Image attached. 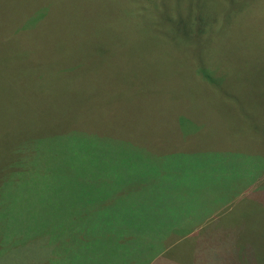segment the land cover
<instances>
[{
    "label": "rangeland",
    "instance_id": "1",
    "mask_svg": "<svg viewBox=\"0 0 264 264\" xmlns=\"http://www.w3.org/2000/svg\"><path fill=\"white\" fill-rule=\"evenodd\" d=\"M11 1L0 0V26L17 10ZM19 1L23 11L11 18L9 31L20 39L0 31V264H122L117 252L124 264H264V0H173L182 31L188 14L209 32L196 44L151 39L158 53L143 55L149 65L128 57L135 69L113 72L90 61L64 66L72 59L62 46L88 42L59 45V17L49 11L57 0L40 2L30 17ZM151 1L140 22L145 40L151 22H161V7ZM33 27L34 39L19 36ZM77 74L82 82L75 86ZM74 137L84 141L78 149ZM91 140L97 142L92 151ZM74 156L81 164L73 165ZM255 156L257 163L245 162L247 175L240 165ZM168 184L197 206L222 201L224 191L233 202L223 219L182 243L180 236L173 245L145 243L149 252L161 250L149 253L156 256L149 261L140 247L114 249L112 211L123 217L118 211L133 205L142 218ZM89 196L110 206L107 223L83 214ZM184 221L188 227L197 220ZM92 227L98 233L91 241L102 245L72 243L95 236Z\"/></svg>",
    "mask_w": 264,
    "mask_h": 264
},
{
    "label": "trees",
    "instance_id": "2",
    "mask_svg": "<svg viewBox=\"0 0 264 264\" xmlns=\"http://www.w3.org/2000/svg\"><path fill=\"white\" fill-rule=\"evenodd\" d=\"M5 1L10 2V0ZM43 1L53 4V0H25L28 7L26 11V14H29L28 17H30L32 13L35 12L36 5L41 4L40 2ZM11 2L14 3L13 7H15L17 10L11 11V9L8 12L9 18L6 21H3L1 18L3 25L0 26V31L4 30L6 33V38L15 40L20 38L15 37V35L9 31V24L10 22L13 23L11 18L15 16V14L21 13L23 8L19 0H13ZM147 2L152 4L151 0H57V5L54 6V8L51 7L49 11H51L52 14L54 13V19L59 17V22H57V24H59V31H57L56 35L60 42L59 45L62 43V41H68L69 39L75 40L77 43H83V41L85 43L88 42L86 46L84 44L83 46H70L68 42L66 46L63 45L62 52L67 53L64 55V58L68 57L72 59L65 61L64 66H68V64L76 66L79 63L85 65V61H90L93 64L96 63L99 70H110L113 72L114 70L120 69L122 71H129L135 69L134 67L137 66V63L134 61L130 62L131 60H129L128 57H140L141 60H143L142 62H144L145 59H143V55L148 56L149 52L158 53L151 51V39H158L160 44H169L174 40L182 39L184 37L185 44H188L189 42H194L196 44L201 36H205L209 32V28L208 30L204 28V24H198L195 20H188V14L184 20L188 25V30L182 31L179 22L182 19L177 20L178 6L176 3H174L173 0H169V4L166 6L163 5L161 0H156V3L161 7V10H159V21L161 22H159L160 25H156L155 21L151 22L153 31L150 35L147 34V38L145 40L143 36L140 35V33L143 31L145 32V30H147V26L146 24L140 22L143 21L146 13L151 12V8L147 5ZM162 10L164 15L161 16ZM167 14L173 16L175 21L166 20L164 17ZM25 21H27V19ZM165 23L168 27L164 25ZM35 28L36 27H33L29 30H24V32H21V35L20 32H18V34L20 37H22L23 34H26L27 38L34 39L32 36L36 35ZM40 35L41 39H47L45 34H42V32ZM72 35L77 36V38L75 39ZM35 39H39V37ZM41 39L39 40L41 41ZM161 56H165L164 53H162ZM145 63L149 65L148 60H145ZM159 63L160 62H158V64L156 63L155 66L157 67ZM81 82V74H77L73 77V85H80ZM254 126L255 128L262 127L261 125H257V123H255ZM93 138L97 140L96 137H92V139ZM95 140H91L87 146V148H89L91 151L95 148V143H97ZM73 141L75 143L74 147L76 146L77 149L81 145V142H84L80 137H74ZM245 153L256 154L249 151ZM262 158H264L263 155ZM252 160L253 163H257V158L255 156L247 158L240 165L241 169L247 175L251 173V171L250 169H246V166L244 165L245 162H247L248 166H250ZM202 161L205 168L206 163L204 159H202ZM175 163L177 164L179 162L176 161ZM195 163L196 161H189V166H197ZM76 164H81V162L79 159L76 161L74 156L73 165ZM246 170L249 172L246 173ZM192 178L196 182L193 185L195 190L200 192L199 188H201V186L198 183L196 176L194 175ZM206 178L208 179V177ZM249 180L250 178L248 179V182ZM166 181H168V179ZM171 182H174V179L171 180ZM178 188L179 187H177L175 184L172 186L171 184L165 185L164 193L157 196L156 200H153L148 204V212L142 218L138 217L135 213L136 210L132 209L133 205L130 208H122L120 211H118L125 213V216H123L124 218L116 217V213L112 211V217L109 223L113 232L109 231V226L108 231L110 235L108 237H113L114 249L115 247L117 248L118 245L121 247H131L132 250H137V248L140 247L139 253L143 254L142 247L145 246V243L153 245V243L160 242L161 240L166 241L171 236L170 233L176 231L178 226H185L187 222L183 220L181 214L188 211H195L199 208V206L195 205V203H190V197L188 198L177 195V193L180 191ZM198 192H194L193 195L197 194ZM105 193L107 192L105 191ZM192 204L194 206H192ZM106 208L110 209V206L108 205L107 207L101 208V206H98L97 200H92L89 196L86 200V210L83 211V214L85 216L96 215L97 220L101 219L104 222L105 219L103 217V213L110 212L104 211ZM155 212H164V218H158L155 215ZM129 213L131 216L128 215ZM77 214H81V212H78ZM77 217L79 219L80 215H77ZM114 218L117 219L114 221ZM193 223L194 225L190 223L188 227L197 228L201 226H209L211 224V222L208 221ZM91 225H93V223ZM90 229L91 232L95 234V236H90L87 238H82L80 236L72 243L85 241L88 243L91 249L95 248L97 245H102L103 243H99L97 240L93 242L91 241L94 237H97L96 235L98 232L94 227ZM216 229H220V226ZM45 235V233L41 232V236ZM122 243L127 244L124 245ZM38 244L44 246L42 238L41 240H38ZM58 254L59 251L53 250V256L56 257ZM115 256L116 259L120 261V263L124 264L127 262L123 259V261L121 260L120 253H115ZM224 264L229 263L226 262Z\"/></svg>",
    "mask_w": 264,
    "mask_h": 264
},
{
    "label": "crops",
    "instance_id": "3",
    "mask_svg": "<svg viewBox=\"0 0 264 264\" xmlns=\"http://www.w3.org/2000/svg\"><path fill=\"white\" fill-rule=\"evenodd\" d=\"M232 202L233 201H227V195H226V192L224 191L222 201H217V203H203L204 205L199 206V208L196 209L195 211H188V212L182 213L181 215H182L183 220H184V218H191V219L193 218L194 220H197L196 222L205 221V220H207L208 222H213L216 220L218 221V219L221 218L223 215L225 216V214L227 213V210H225V209H227L228 206L230 204H232ZM203 207H209V208L203 209ZM222 210H225V211L223 212ZM219 213H221V214H219ZM197 214H199V215H197ZM221 219H223V218H221ZM217 225L219 226V224H217ZM222 225H220V227H225ZM204 227H206V226H204ZM204 227L201 226V227L194 228V227H180V226H178L174 235L170 236L168 238V240L164 241V243L167 244L170 242L173 245V244H175L174 241H176L175 239L178 236L181 237L180 240H178V242L182 243L187 238L194 235L196 230H199L200 228H204ZM188 232L191 234H185ZM156 244H158V243L157 242L153 243V246ZM151 248L152 247H148V246L142 247L143 252L146 254L147 261H149V257L156 258L155 254L150 255L149 253L155 252V249H156V253H158V254L161 251V250H157V248H155L153 252H149L151 250ZM134 264H137V263H134ZM146 264H147V262H146Z\"/></svg>",
    "mask_w": 264,
    "mask_h": 264
}]
</instances>
